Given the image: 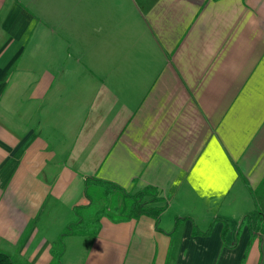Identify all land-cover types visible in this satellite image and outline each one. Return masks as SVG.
<instances>
[{
  "label": "crops",
  "instance_id": "0c3cea01",
  "mask_svg": "<svg viewBox=\"0 0 264 264\" xmlns=\"http://www.w3.org/2000/svg\"><path fill=\"white\" fill-rule=\"evenodd\" d=\"M87 179L163 210L60 264H264V0H0V250L51 264Z\"/></svg>",
  "mask_w": 264,
  "mask_h": 264
},
{
  "label": "trees",
  "instance_id": "16d2710c",
  "mask_svg": "<svg viewBox=\"0 0 264 264\" xmlns=\"http://www.w3.org/2000/svg\"><path fill=\"white\" fill-rule=\"evenodd\" d=\"M120 193L124 198L125 204L113 206V201L116 204L118 202V195L114 193ZM154 193L152 188H145L139 191L127 192L124 189L116 186L115 184L99 179H87L84 185V194L88 198L89 204L93 203L96 199H102L101 197H109L107 202L100 208L93 218L85 219L81 216L83 206H76L73 209L75 220L70 222L58 237V247L52 249L54 261L51 264H60V258L64 252L63 239L69 235H90L95 236L100 229V219L102 216H108L107 209H115L119 213L118 217H111L114 220H122L126 218H136L140 215H149L157 217V215L163 210V207L151 208L145 205V200L149 194ZM113 206V207H111ZM125 212L123 216L122 213ZM242 223L248 225L251 232L259 230L262 223V216L257 208L251 213L247 214ZM0 264H16L10 255L0 250Z\"/></svg>",
  "mask_w": 264,
  "mask_h": 264
},
{
  "label": "rangeland",
  "instance_id": "374dc122",
  "mask_svg": "<svg viewBox=\"0 0 264 264\" xmlns=\"http://www.w3.org/2000/svg\"><path fill=\"white\" fill-rule=\"evenodd\" d=\"M115 195H118V197H117V198H118V202L115 204L114 201H113V206L120 204V202H122V205H124V204H125V200H124V198L120 195V193L115 192L114 195H112V197L115 196ZM154 196H155L154 193H152V194H149L147 198L150 199V200H152V198H154ZM101 198H102V199H96V200L94 201L96 207H98L97 204L100 205V207H98V209L102 208L103 205L107 202V199H110L111 196H109V197H101ZM113 206H111V207H113ZM107 212H108V216H111V217H118L117 215L119 214V213H117V212L115 211V209H112V208H108V209H107ZM122 215L124 216V215H125V212H123ZM87 241H88V240H87ZM81 246H82V244H81ZM83 247H85V245H83L82 248H83Z\"/></svg>",
  "mask_w": 264,
  "mask_h": 264
}]
</instances>
